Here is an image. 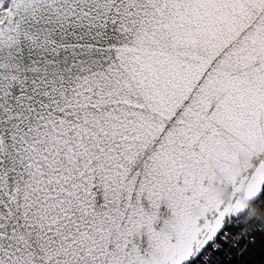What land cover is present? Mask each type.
<instances>
[{
	"label": "snow or ice",
	"instance_id": "obj_1",
	"mask_svg": "<svg viewBox=\"0 0 264 264\" xmlns=\"http://www.w3.org/2000/svg\"><path fill=\"white\" fill-rule=\"evenodd\" d=\"M0 264H264V0H0Z\"/></svg>",
	"mask_w": 264,
	"mask_h": 264
},
{
	"label": "water",
	"instance_id": "obj_2",
	"mask_svg": "<svg viewBox=\"0 0 264 264\" xmlns=\"http://www.w3.org/2000/svg\"><path fill=\"white\" fill-rule=\"evenodd\" d=\"M218 191H219L221 194H226V193H225V190L222 189V188H218Z\"/></svg>",
	"mask_w": 264,
	"mask_h": 264
},
{
	"label": "built area",
	"instance_id": "obj_3",
	"mask_svg": "<svg viewBox=\"0 0 264 264\" xmlns=\"http://www.w3.org/2000/svg\"><path fill=\"white\" fill-rule=\"evenodd\" d=\"M249 214H250V215H256L257 213H256L255 210L253 209V210L250 211Z\"/></svg>",
	"mask_w": 264,
	"mask_h": 264
}]
</instances>
